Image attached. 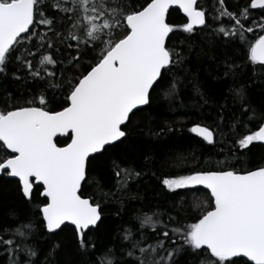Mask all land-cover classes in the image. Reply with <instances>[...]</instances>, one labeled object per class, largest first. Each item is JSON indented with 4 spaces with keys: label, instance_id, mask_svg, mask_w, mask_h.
<instances>
[{
    "label": "snow or ice",
    "instance_id": "6c2138e0",
    "mask_svg": "<svg viewBox=\"0 0 264 264\" xmlns=\"http://www.w3.org/2000/svg\"><path fill=\"white\" fill-rule=\"evenodd\" d=\"M205 36L219 59L198 51ZM202 54L216 63V91L192 71ZM9 79L40 91L14 96L0 86V177L14 178L26 203H35L34 190L43 200L26 217L12 209L0 222L2 264H58L67 231L76 264H264V153L250 159L254 145L264 146V99L252 98L253 85L264 92V0L234 10L227 0H0V82ZM161 100L174 118L183 111V120L195 119L157 136L186 127L220 157L205 164L193 153L179 162L199 167L161 184L184 200L204 193L205 202L189 206L191 222L174 209L130 213L100 244L102 203L119 193V215L138 199L132 185L157 175L148 157L137 168L117 162L115 150L129 143L136 116ZM105 159L115 191L93 176Z\"/></svg>",
    "mask_w": 264,
    "mask_h": 264
},
{
    "label": "trees",
    "instance_id": "16d2710c",
    "mask_svg": "<svg viewBox=\"0 0 264 264\" xmlns=\"http://www.w3.org/2000/svg\"><path fill=\"white\" fill-rule=\"evenodd\" d=\"M244 5L247 0H227V3L234 6L236 3ZM207 3L211 5L213 0H207ZM171 20L174 24H181L183 22V15L178 12H173ZM182 38V34L177 32L173 38L172 43L176 44L178 40ZM251 38V34H249ZM211 37L205 36L201 38L202 48L198 49L201 53H208L209 55L215 53L217 59L223 54L219 47H211L204 41L210 40ZM191 68L193 72L199 73L200 81L203 84V88L211 91H216L221 85L214 81L210 73L216 72L215 61H210L201 55L199 61L196 60L195 55L192 58ZM0 86H6L8 91H11L14 96H18L21 91L24 94H28V89L33 91H40V85H24L21 82L12 80H5L0 82ZM188 95H191V90H186ZM252 98L254 102H259L264 99V92L260 90V86L253 85ZM168 101L161 100L157 105H154L148 112H140L136 118L135 123L129 129L131 137L129 143L115 150V158L117 162H122L125 165H135L137 168L143 166L146 162L145 157L149 158V161L154 162L155 166L152 171H155L157 175L151 178H145L139 187L132 185V191L138 196V199L125 201L122 211L117 215L121 205L117 203L119 199V193L114 198H109V201L102 203L104 209V219L99 226L93 239L99 241L100 244H107L113 238L114 233L119 230L121 223H126L130 213H142L152 209H173L179 215V217L185 222H191V211L187 209L189 206L195 210L196 205L203 206L205 202V194L200 193L196 196L190 197L187 200L182 199L176 194H170L164 190L161 179L164 177H172L187 172L190 168L199 167V164H182L179 160L187 158L188 161L193 159V153L196 157H201L202 163H215L220 157H217L212 146L203 144L200 138L195 137L187 131V128H183L180 131H173L167 136H157L156 133L162 128H166L172 124H186L191 125L193 119L187 121L183 120V111L176 113V118L169 112L166 105ZM59 106V97L50 107L57 108ZM3 107V105H0ZM211 125V121H206ZM67 142V138H58V146H64ZM264 153V146L254 145L253 153L250 159L253 162H257L260 159L261 154ZM247 166V164L245 165ZM93 176L102 184L104 191H115L113 188L114 176L113 172L109 169V163L107 159L96 162L93 169ZM88 192L95 194L99 197L100 193L94 185H90ZM33 200L35 203H26L17 189V185L12 178L0 177V222H3L9 210L15 209L21 214V218L27 216L29 209L35 211L37 205L42 202L43 197L39 192H33ZM64 242V246L59 254L55 257L58 264H76L80 260V255L76 251V243L71 231H67L61 234L59 237ZM41 246L47 250L48 241L41 239L39 241ZM2 264V261H0Z\"/></svg>",
    "mask_w": 264,
    "mask_h": 264
},
{
    "label": "water",
    "instance_id": "95a60500",
    "mask_svg": "<svg viewBox=\"0 0 264 264\" xmlns=\"http://www.w3.org/2000/svg\"><path fill=\"white\" fill-rule=\"evenodd\" d=\"M182 14V13H181ZM183 15V14H182ZM12 179H14V178H12ZM42 196V195H41Z\"/></svg>",
    "mask_w": 264,
    "mask_h": 264
}]
</instances>
